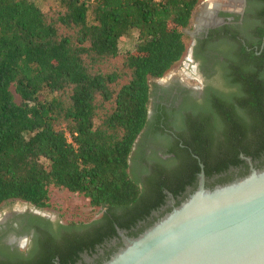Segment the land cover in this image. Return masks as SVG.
Instances as JSON below:
<instances>
[{"label": "trees", "instance_id": "16d2710c", "mask_svg": "<svg viewBox=\"0 0 264 264\" xmlns=\"http://www.w3.org/2000/svg\"><path fill=\"white\" fill-rule=\"evenodd\" d=\"M200 1L60 0L44 10L35 0H0V204L47 207L52 187L107 210L141 199L130 155L148 120L150 79L183 58ZM256 1L255 39L238 48V104L260 146L264 0ZM131 30L137 42L121 53Z\"/></svg>", "mask_w": 264, "mask_h": 264}, {"label": "flooded vegetation", "instance_id": "af4514ba", "mask_svg": "<svg viewBox=\"0 0 264 264\" xmlns=\"http://www.w3.org/2000/svg\"><path fill=\"white\" fill-rule=\"evenodd\" d=\"M211 1L217 4L203 21ZM199 3L185 76L150 79L148 120L130 155L141 199L129 208L92 207L86 217L67 216L52 200L47 207L7 200L0 204V264H103L125 237L138 236L194 192L202 173L213 188L264 167V141L257 145L252 119L238 104V48L255 39L259 22L251 14L259 3ZM243 120L245 132H238Z\"/></svg>", "mask_w": 264, "mask_h": 264}, {"label": "water", "instance_id": "95a60500", "mask_svg": "<svg viewBox=\"0 0 264 264\" xmlns=\"http://www.w3.org/2000/svg\"><path fill=\"white\" fill-rule=\"evenodd\" d=\"M103 264H264V167L213 188L202 173L194 192Z\"/></svg>", "mask_w": 264, "mask_h": 264}, {"label": "rangeland", "instance_id": "374dc122", "mask_svg": "<svg viewBox=\"0 0 264 264\" xmlns=\"http://www.w3.org/2000/svg\"><path fill=\"white\" fill-rule=\"evenodd\" d=\"M37 4L40 5V7L44 10L56 6L59 4L60 0H35ZM200 3L195 9L194 13L196 15V12L198 11V8H200ZM89 18H92V13L89 12ZM194 18L191 20L190 25L186 28V33L188 35V47L191 44L192 38L189 36L188 31H191L192 29V23H194ZM137 31L131 30L128 34L124 35L119 42L120 52L123 53L129 49H132L137 42ZM188 49V48H187ZM187 51L184 54L183 58L174 64V66L163 76V78H168L174 73H180V76L183 75L185 69H183V65L186 61ZM121 57L119 56L113 61V65L116 67H119L120 65ZM181 70L182 71L181 73ZM45 92H42L41 96H44ZM16 99L19 100L20 96L16 93ZM51 194V200L53 201L54 205H58L61 210L66 209L67 216H71L73 213L74 217L81 216L86 217L89 216V211L92 208V206L89 203V199L85 197L83 194H80L78 192L69 191L65 188L60 187H52L50 189ZM16 201V200H15Z\"/></svg>", "mask_w": 264, "mask_h": 264}, {"label": "bare ground", "instance_id": "6f19581e", "mask_svg": "<svg viewBox=\"0 0 264 264\" xmlns=\"http://www.w3.org/2000/svg\"><path fill=\"white\" fill-rule=\"evenodd\" d=\"M216 2H213V1H211L210 3H207L205 6H204V12H203V18H201V20H203V21H207L208 19V17H207V15L209 14V9H211V8H213L214 6H216Z\"/></svg>", "mask_w": 264, "mask_h": 264}]
</instances>
